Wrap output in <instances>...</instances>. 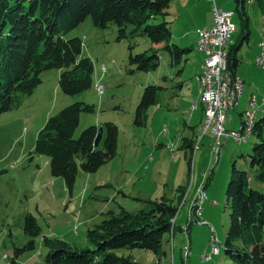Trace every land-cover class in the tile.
<instances>
[{
	"label": "rangeland",
	"instance_id": "1",
	"mask_svg": "<svg viewBox=\"0 0 264 264\" xmlns=\"http://www.w3.org/2000/svg\"><path fill=\"white\" fill-rule=\"evenodd\" d=\"M209 2V5L213 3L220 11L232 14L231 22L236 25L232 37L234 38L239 32L240 21L233 12V1ZM199 8L195 12L200 15L203 7ZM187 10L188 14L185 13L183 20L185 26H191L194 24L191 22L194 21L191 19L194 12L191 6ZM259 12L256 2L247 3V23L252 34L264 27V10L260 14ZM160 20L157 17L153 23ZM167 20L171 19L168 17ZM113 29L109 27L106 30H97L86 17L64 36L65 39L79 38V58L86 57L91 61V87L88 90L74 96L64 95L57 86L59 70H48L40 74V84L30 96L23 98L17 109L0 114V264H8L13 257V248H19L29 240L22 231V219L26 214L35 219L40 234L32 238L34 249L18 255L15 263L44 264L46 251L41 245L42 236L63 240L74 244L78 249L89 248L85 240L86 228L90 229L98 224L104 218L105 212H117L118 205L126 211L136 212L141 208L137 200H154L161 195L173 199L176 187L186 190L175 215L176 223L182 222L180 228L186 225L184 211L188 208L196 188H201L205 193L199 220L189 231L193 244L186 262H183V251H178V248L174 249L171 260L170 241L164 245L166 256L160 257L158 261L151 252L144 250L115 249L113 253L122 256L129 253L141 264H231L221 247L228 222L224 190L231 164L236 170L247 172L249 188L264 193V183L253 179L247 163V154L254 142L253 136L249 135L244 144H237L231 138H225L226 141L222 138L216 157L211 153L210 135L207 132L201 134L202 121L198 123V116L193 114L190 115L192 121L189 123L190 104L192 101L196 103L195 88L191 81L194 71L191 66L186 63L183 70L176 73L180 67L169 66L167 55L160 53L159 66L155 71L128 73L127 70L131 67L127 66V44L133 46L134 54H148L150 44L144 38L114 42ZM180 29V24L177 23L174 33H178ZM258 43L259 38L257 47ZM260 52L258 47L253 63ZM256 67L262 69L260 65ZM199 74H194L195 79ZM162 77L166 80L163 81ZM147 85L161 86L163 89L157 105L147 109L145 125L133 126L134 108L142 88ZM99 87L101 94H98ZM75 102L93 105V113L79 115L73 137H77L88 126L100 127L103 123L110 122L117 128V149L115 157L94 173L85 174L78 168L72 190L68 193L61 178L50 176L46 158L33 154L32 148L35 135L45 120ZM247 111L251 112V108L244 113ZM184 124L198 126L196 134L198 133L199 140L202 138L193 150L189 178L186 177L185 160L180 145L183 138H190L193 133ZM241 127L235 132H242ZM207 137L210 147L206 143ZM238 148L247 151L240 155L237 153ZM209 170H212L211 175L203 188ZM107 184L110 185L109 188ZM210 202L214 204L211 205ZM174 219L175 217L170 222L173 223ZM211 238L216 240V253H211ZM262 241L264 242V228ZM205 247L210 249L207 251L210 259L201 261L200 256Z\"/></svg>",
	"mask_w": 264,
	"mask_h": 264
},
{
	"label": "trees",
	"instance_id": "2",
	"mask_svg": "<svg viewBox=\"0 0 264 264\" xmlns=\"http://www.w3.org/2000/svg\"><path fill=\"white\" fill-rule=\"evenodd\" d=\"M172 1L0 0V114L17 109L23 98L30 96L40 84V74L48 70H59L57 86L64 95H78L91 87L92 64L86 57L79 58L81 41L77 37L64 38L86 17L97 30L113 27L114 42L135 38L149 42L148 54H134L133 46L127 44V66L131 67L128 73L155 71L160 53L167 55L169 66L180 67L176 72L179 73L191 49L179 48L171 41L167 9ZM232 1L233 12L240 21L241 37L238 43L229 44L226 49L229 76L234 75L239 62L238 46L248 37L247 0ZM252 1L263 10L264 0ZM157 17L161 18L160 22L153 23ZM158 44L159 47H152ZM162 80L166 79L162 77ZM162 89L156 85L142 88L133 112V126L145 125L146 111L157 105ZM201 108L203 112L202 105ZM81 113H93V105L75 102L48 117L37 131L32 148L33 154L46 158L50 176L61 178L68 193L78 168L85 174L94 173L115 157L117 149V128L110 122L101 125L103 133L96 148L92 146L97 128L94 125L84 128L74 138ZM250 136L254 142L247 154L248 167L253 179L264 183V112L258 119L254 117ZM180 149L189 178L194 150L192 139L183 138ZM248 178L246 171H238L231 164L224 190L228 222L221 244L231 264H264V193L249 188ZM185 191L183 187H176L173 199L161 195L154 200H137L141 208L136 212L121 207L117 212H105L98 224L85 231L89 248L78 249L63 240L42 236L41 245L46 251L44 264H141L129 253L126 256L114 254L115 249L149 251L158 261L166 256L164 245L177 229L170 221L176 217ZM192 225H186L187 240ZM22 231L29 240L23 246L13 248V257L8 264H16L18 255L34 249L32 238L40 234V229L29 214L23 216Z\"/></svg>",
	"mask_w": 264,
	"mask_h": 264
},
{
	"label": "crops",
	"instance_id": "3",
	"mask_svg": "<svg viewBox=\"0 0 264 264\" xmlns=\"http://www.w3.org/2000/svg\"><path fill=\"white\" fill-rule=\"evenodd\" d=\"M209 1L210 0H202L200 2H195L194 0H178V1L173 0L172 2H170L169 6H168L167 18L169 17L171 19L170 20V22H171L170 26H171V41H172V43H174L175 45L180 46V47L190 48L193 51V53L191 51V53L185 57L187 60H186V62H184L182 64L181 71L183 70V65L188 63V65L191 66L192 70L194 71V74L197 75L200 72V66H201V63H202L204 58L202 57V55L199 52H197L194 49V45L196 42V33L195 32H196V30L209 28V26H210L211 6L213 3L211 5H209V3H210ZM246 2L251 3V1H248V0ZM190 6H191V10L194 12L191 15V19H193L195 22L191 20V22H193L194 24L191 26H185V23H184L185 18L184 17H185V13L188 14L187 9ZM200 6L203 7L202 8L203 13L199 15L195 11L199 10ZM172 10H173V12H172ZM263 10H264V6H263ZM263 10H262V12H263ZM259 11L261 12V9H259ZM260 12H259V14H260ZM247 18H248V16H247ZM177 23L180 24L181 29L178 33H174V28L176 27ZM259 25H261V21H259ZM259 28H261V26ZM235 29H236V25H235ZM234 33H235V31H234ZM233 34H232L231 39H230V43H229L230 45L238 43V40L241 37L240 29H239V32L237 33V35L234 36V38H232ZM257 42H258L257 30L254 32V34H252L249 32V29H248L247 39L241 41L239 46H238L237 56H238L239 62H238V65L236 66V69L234 71V75L237 76L241 80L242 87H241L240 95L236 101V104L231 109H229L225 112V121H223L224 122L223 123V129L226 131H228V130L237 131L240 129L241 124H242V119H243V113L249 108L250 97L254 98V117H255V120L258 119L264 112V104H262L260 102V98L264 96V71L262 69H259L258 67H256L253 63L254 57L258 54V47L256 46ZM159 46L160 45L158 44V45H155L152 47L155 48V47H159ZM263 57H264V50H263ZM194 74L191 77V81H193V86L195 88L196 103L197 104L193 101L190 104V107H189V111H190L189 123L192 121L191 116L193 114H196L198 116V119H197L198 123L200 121H203L204 115H205L204 109L202 112L201 105L199 104L200 102L198 101L199 100L198 87H197V83L195 81L196 75L194 76ZM178 82L181 83L180 81H178ZM192 106H193V109H191ZM184 127L188 128L193 133L190 138L192 139V143L194 144V149H195V146L197 145V141H195V140H197V137H198V133L196 134V131H198L197 130L198 126H196V127L192 126L193 130L190 129L191 125H185L184 124ZM201 139L202 138H200L199 143H200ZM226 140L227 139H225L224 141H226ZM206 143H207L208 147H210L208 137H207ZM237 144H239V143H237ZM242 144H244V143H242ZM197 148H198V146H197ZM246 151L247 150H245L244 148L243 149L238 148L237 153L242 155V153H244ZM106 186L108 188L110 187L109 184H107ZM197 189L198 188H196V190ZM195 191H194V194L192 195L191 201L194 198ZM191 201L189 202V206H190ZM210 204L212 205V204H214V202H210ZM189 206H188V208H189ZM119 207L120 206L118 205V208ZM187 209H186V211H187ZM133 211L134 210H131L129 212H133ZM186 211H184L185 214H186ZM181 225H182V222L176 223V217H175L174 226L177 227V229L174 230V232L170 238L171 260L173 259L174 249L178 248V251H180V250L182 251L183 247L187 246L188 253H189L190 247L193 244L191 242L190 235L188 237L190 240L186 239L185 233L183 234V232L180 229ZM86 229H89V228H86ZM190 230H191V228H190ZM175 233H178V235H176ZM179 233H182L184 236L182 234H179ZM185 239L187 240L186 242H185ZM193 239H194V237H193ZM208 250H210V249H208V247H205L202 249V251H204L205 253H207ZM179 256H181L180 253H179Z\"/></svg>",
	"mask_w": 264,
	"mask_h": 264
},
{
	"label": "built area",
	"instance_id": "4",
	"mask_svg": "<svg viewBox=\"0 0 264 264\" xmlns=\"http://www.w3.org/2000/svg\"><path fill=\"white\" fill-rule=\"evenodd\" d=\"M212 1V0H210ZM252 1V0H248ZM264 19V15H262ZM235 31V25L231 23V13H225L211 6V22L209 28L196 30L197 41L194 49L204 58V94H209V118L208 121H202V133L207 132L211 137V153L218 155V147L222 138H231L236 143H244L243 137H234V131H224L222 114H225V107H233L240 95L242 83L241 80L233 75L229 76L226 72V49L230 43L232 34ZM258 47L261 52L255 58L254 64L264 65V30L258 32ZM104 73V68L102 70ZM101 94V87L98 89ZM264 101V96L260 102ZM251 112H254V98H251ZM201 133V134H202ZM199 137L197 138L198 143ZM210 153V154H211ZM205 200V193L197 190L196 196L186 211V225L197 223L201 215V204ZM186 225L180 228L185 233ZM216 240L211 238L209 246L211 253H216ZM183 261H186L188 253L187 246L183 247ZM201 261L210 259V254L202 251Z\"/></svg>",
	"mask_w": 264,
	"mask_h": 264
},
{
	"label": "bare ground",
	"instance_id": "5",
	"mask_svg": "<svg viewBox=\"0 0 264 264\" xmlns=\"http://www.w3.org/2000/svg\"><path fill=\"white\" fill-rule=\"evenodd\" d=\"M231 16H232V14H231ZM232 25H235V24L232 23ZM263 30H264V27H263ZM260 66H261L262 69L264 68L263 67L264 65H260ZM202 69H204V59H203V63H202V66H201V73L199 74V76L196 77L195 80L197 81L196 83H198L199 102L202 105V107L204 109V113H205L204 121H208V118H209V105H208V103H209V94H204V75L202 74ZM99 89H100V87H99ZM249 105H251V103ZM231 108L232 107H225V112L227 110L231 109ZM247 110H249V108ZM244 114L245 115H243V117H245V118H244V121H242V122H244L243 125H242L243 128L241 127L243 130H242V132H235L234 131V137H243L244 136V141H245V139L248 138V136L251 134L252 125H253V121H254L253 120V115L254 114L252 112H250V111H247ZM224 119H225V114H222V122H223ZM201 131H202V129H201ZM171 224H172V222H171Z\"/></svg>",
	"mask_w": 264,
	"mask_h": 264
},
{
	"label": "water",
	"instance_id": "6",
	"mask_svg": "<svg viewBox=\"0 0 264 264\" xmlns=\"http://www.w3.org/2000/svg\"><path fill=\"white\" fill-rule=\"evenodd\" d=\"M102 133H103V130H102V127H97L96 128V133H95V136H94V139H93V143H92V146L93 148H96L101 140V137H102Z\"/></svg>",
	"mask_w": 264,
	"mask_h": 264
}]
</instances>
